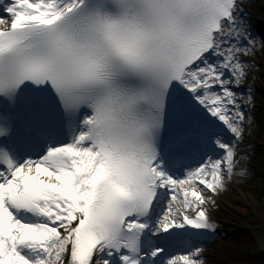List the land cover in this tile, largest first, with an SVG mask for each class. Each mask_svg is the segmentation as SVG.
I'll return each mask as SVG.
<instances>
[{
  "label": "snow or ice",
  "instance_id": "6c2138e0",
  "mask_svg": "<svg viewBox=\"0 0 264 264\" xmlns=\"http://www.w3.org/2000/svg\"><path fill=\"white\" fill-rule=\"evenodd\" d=\"M247 3H0V264H203L264 49Z\"/></svg>",
  "mask_w": 264,
  "mask_h": 264
},
{
  "label": "rangeland",
  "instance_id": "374dc122",
  "mask_svg": "<svg viewBox=\"0 0 264 264\" xmlns=\"http://www.w3.org/2000/svg\"><path fill=\"white\" fill-rule=\"evenodd\" d=\"M257 52L262 63L256 54L242 57L253 65L244 80L249 76L255 80L251 88L253 100L251 105H242L246 120L240 142L236 143L233 176L225 180L226 187L218 190L212 197L215 202L207 206L216 224V236L198 244L203 248V264H264V233L256 231L264 227V49ZM242 85L235 92L247 98L249 91H244ZM241 145H248L245 152L240 150ZM242 169L245 175H241ZM204 195L211 193L205 191ZM244 229L255 235V248H246L251 240Z\"/></svg>",
  "mask_w": 264,
  "mask_h": 264
},
{
  "label": "bare ground",
  "instance_id": "6f19581e",
  "mask_svg": "<svg viewBox=\"0 0 264 264\" xmlns=\"http://www.w3.org/2000/svg\"><path fill=\"white\" fill-rule=\"evenodd\" d=\"M245 11L247 12L248 17L251 21L253 34L256 33L257 38L264 36V0H248V3L245 5ZM233 90L235 91L236 89L234 88ZM222 131H223L222 134L226 135V137L229 138L228 141L232 142L233 139L232 140L230 139L232 134L228 131L226 126L222 128ZM242 171H244V169H242ZM193 231H197V230H193ZM256 231L264 233V227L259 228ZM208 234L211 235L213 233H207L205 235ZM205 235L200 237L198 240H195L193 243L198 244L199 242H202L205 238Z\"/></svg>",
  "mask_w": 264,
  "mask_h": 264
}]
</instances>
